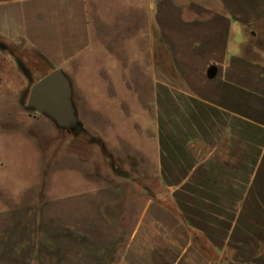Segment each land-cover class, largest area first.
Masks as SVG:
<instances>
[{
    "label": "crops",
    "instance_id": "obj_1",
    "mask_svg": "<svg viewBox=\"0 0 264 264\" xmlns=\"http://www.w3.org/2000/svg\"><path fill=\"white\" fill-rule=\"evenodd\" d=\"M263 22L264 0H0V39L23 41L45 74L82 76L81 99L105 93L100 81L110 77L111 92L131 94H116L112 109L152 111L140 138L155 149L154 181L143 187L148 195L130 227L107 211L122 199L116 186L19 207L4 197L0 257L41 234L63 252L58 264H264V61L240 51L244 29ZM161 55L180 84L156 79L151 101ZM22 87V67L0 48V125H55L35 111L24 118L1 111L21 104L4 95L21 99ZM88 98L82 108L107 107ZM27 133L38 140L37 129ZM258 235L253 253L237 241Z\"/></svg>",
    "mask_w": 264,
    "mask_h": 264
},
{
    "label": "rangeland",
    "instance_id": "obj_2",
    "mask_svg": "<svg viewBox=\"0 0 264 264\" xmlns=\"http://www.w3.org/2000/svg\"><path fill=\"white\" fill-rule=\"evenodd\" d=\"M0 48L12 55L23 69L22 98L18 94L4 95L5 101L15 99L16 103L21 104L1 111L14 118L35 116L26 107L27 95L31 85L46 73L48 67L43 68L44 62L39 55L21 40L7 43L0 39ZM230 49L236 52L238 46L232 44ZM240 51L247 59L264 61V22L258 27L253 25L244 29ZM154 70L161 75L151 77V101L156 79L180 84L172 63L169 59L163 61L162 55L160 62L156 60ZM70 79L77 115L80 112L85 122L81 123V129L67 131L56 125L41 123L38 126L27 123L0 125V159L3 161L0 167V198L12 200L16 203L14 207H19L36 199L42 202L52 195L89 190L97 186H116L121 190L122 199L117 205L108 206L107 211L117 215L119 223L130 227L133 224L131 218L138 214L148 195L147 189L143 187L148 188L154 181L155 149L152 141L140 138V134H146L144 128L147 131L151 129L152 111L148 114L149 110L146 109H112L111 100L116 94L125 98L131 94L111 92L110 77L101 78L104 83L100 81L101 85H106L105 93H88L82 98L89 99L90 96L93 102H106L107 107L100 110L84 109L82 106L89 101H81L78 92L81 79L84 78L76 73ZM127 79L121 77L119 80L126 83ZM129 79L140 81L141 78ZM139 120L140 126L136 124ZM34 129L38 130L39 137L32 141L27 132ZM133 129L140 132L136 133ZM148 134L151 135V131ZM2 186L7 188L2 189Z\"/></svg>",
    "mask_w": 264,
    "mask_h": 264
},
{
    "label": "water",
    "instance_id": "obj_3",
    "mask_svg": "<svg viewBox=\"0 0 264 264\" xmlns=\"http://www.w3.org/2000/svg\"><path fill=\"white\" fill-rule=\"evenodd\" d=\"M26 107L47 116L58 128L67 131L82 128L71 82L61 68L52 69L31 85Z\"/></svg>",
    "mask_w": 264,
    "mask_h": 264
},
{
    "label": "trees",
    "instance_id": "obj_4",
    "mask_svg": "<svg viewBox=\"0 0 264 264\" xmlns=\"http://www.w3.org/2000/svg\"><path fill=\"white\" fill-rule=\"evenodd\" d=\"M211 68H208V76L212 77ZM219 142L217 146H219ZM228 165L237 168L238 162H232L227 160ZM127 175V174H126ZM125 176V175H123ZM225 200H231L232 203L236 200L233 197H229L225 193ZM51 238V239H50ZM50 239V240H49ZM49 240V241H48ZM263 240L262 236H256L250 239L237 240L242 244L248 252H256L258 248H254L258 243V247ZM251 245L253 247H251ZM64 258V254L55 242V239L51 236L39 235L37 239L33 237L32 240H27L20 248H16L14 251L0 257V261L4 264H58Z\"/></svg>",
    "mask_w": 264,
    "mask_h": 264
}]
</instances>
